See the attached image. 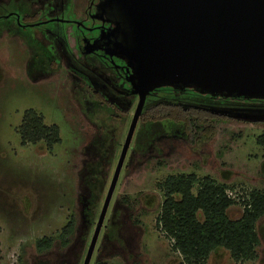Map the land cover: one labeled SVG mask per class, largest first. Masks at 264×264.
Here are the masks:
<instances>
[{
	"label": "rangeland",
	"instance_id": "374dc122",
	"mask_svg": "<svg viewBox=\"0 0 264 264\" xmlns=\"http://www.w3.org/2000/svg\"><path fill=\"white\" fill-rule=\"evenodd\" d=\"M91 2L97 0H0V264H83L138 102L118 88L112 68L76 52L73 26L92 24ZM22 15L30 24L18 25ZM53 18L68 24L47 23ZM156 89L143 110L171 101L231 119L197 140L183 124L138 121L89 264L182 263L155 229L157 184L167 176H209L233 186L232 198L264 190V152L255 141L264 133V96ZM29 109L58 126L60 144L20 145L16 129ZM241 213L239 204L227 211L233 220ZM70 216L75 230L63 246L58 235ZM255 228L254 261L234 262L218 249L205 264H264V216ZM44 237L53 246L38 252L35 241Z\"/></svg>",
	"mask_w": 264,
	"mask_h": 264
},
{
	"label": "water",
	"instance_id": "95a60500",
	"mask_svg": "<svg viewBox=\"0 0 264 264\" xmlns=\"http://www.w3.org/2000/svg\"><path fill=\"white\" fill-rule=\"evenodd\" d=\"M93 19L109 24L83 53L101 51L132 66L138 98L83 264H89L127 150L155 86L264 96V0H98Z\"/></svg>",
	"mask_w": 264,
	"mask_h": 264
},
{
	"label": "trees",
	"instance_id": "16d2710c",
	"mask_svg": "<svg viewBox=\"0 0 264 264\" xmlns=\"http://www.w3.org/2000/svg\"><path fill=\"white\" fill-rule=\"evenodd\" d=\"M155 87L159 94L172 90L186 94L189 88L181 89L169 84ZM91 92L104 102L98 92ZM107 104L114 107L112 103ZM225 119L231 117L193 105L161 100L143 110L139 118L141 122L183 124L196 140L211 124ZM16 132L21 146L41 144L51 150L61 142L58 126L45 124L43 116L32 109L24 111ZM255 141L264 152V133L258 135ZM157 186L162 193V202L155 229L181 256V264H205L218 249L226 250L234 262H252L257 258L255 249L260 242L255 226L264 216V190H247L241 196L232 198L228 192L234 190L233 186L217 183L209 176L199 178L195 174L170 175ZM236 204L242 206V213L233 220L228 217L227 211ZM74 230L75 220L70 216L58 235L63 246L68 245ZM52 246L53 239L50 237L35 241L38 252L49 251Z\"/></svg>",
	"mask_w": 264,
	"mask_h": 264
},
{
	"label": "flooded vegetation",
	"instance_id": "af4514ba",
	"mask_svg": "<svg viewBox=\"0 0 264 264\" xmlns=\"http://www.w3.org/2000/svg\"><path fill=\"white\" fill-rule=\"evenodd\" d=\"M98 2V0H97ZM96 2V3H97ZM91 2L89 10L87 11L86 19L89 20L92 24L90 26H82L79 25L78 23L74 24V30L77 31L75 34V46H76V52L77 54L81 55L82 58H85L86 56L93 55L97 58H99L105 65H108L109 68H112L113 71L115 72L117 78L119 79V89L123 90L125 93L131 94L133 96H136L135 94L132 93L130 84L127 82V78L129 75L133 74L132 66L122 60L121 58H118L116 56L113 57H108L104 55L101 51H94L89 54H84L83 53V47L85 45V42H92L95 38L99 36V33L101 30H105L109 27L106 26L107 23L93 19V15L96 12L95 9V4ZM31 16H35L34 14ZM19 19V26H24L25 24H30V23H25V16H21L18 18ZM59 21V22H56ZM61 21L65 22V24H68V21L66 20H59L56 18L51 19L47 23H61ZM18 22V21H17ZM33 25L38 24L37 22H33ZM39 26V25H37ZM153 90V89H152ZM97 92V91H96Z\"/></svg>",
	"mask_w": 264,
	"mask_h": 264
},
{
	"label": "built area",
	"instance_id": "2783aa9c",
	"mask_svg": "<svg viewBox=\"0 0 264 264\" xmlns=\"http://www.w3.org/2000/svg\"><path fill=\"white\" fill-rule=\"evenodd\" d=\"M230 195V194H229Z\"/></svg>",
	"mask_w": 264,
	"mask_h": 264
}]
</instances>
